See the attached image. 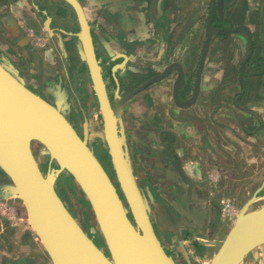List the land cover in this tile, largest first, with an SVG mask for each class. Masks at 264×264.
<instances>
[{"label":"flooded vegetation","instance_id":"flooded-vegetation-1","mask_svg":"<svg viewBox=\"0 0 264 264\" xmlns=\"http://www.w3.org/2000/svg\"><path fill=\"white\" fill-rule=\"evenodd\" d=\"M30 1L34 4L35 0ZM60 1L65 10L61 11L59 7L54 13L61 21L60 28L53 27L55 17L47 12L41 18L34 6H30L33 16L40 19L39 30L46 43L42 47L35 44L33 36H38V30L31 27L33 49L28 51L39 59L36 50H48L56 56L57 64L54 67L44 70V61L39 59L34 62L33 68L34 63L27 65L15 51L3 48L1 41L0 59L5 58L17 69L27 87L64 109L81 138L87 132V144L117 187L101 138L102 114L86 65L78 54L77 38L72 34L78 30L77 21L72 8ZM132 5L137 11L142 9L147 20L148 41L145 44H135L129 39L110 44L107 37L96 40L92 27L91 32L111 104L116 97H125L144 85L122 104L121 117L133 172L137 176L133 159L136 156L135 146L140 141L136 135L139 129H144L145 138L157 147H165V154L174 163L173 172L177 179L172 182L178 186L177 191L192 196L201 194L207 189L208 182L201 177L200 184L196 183L183 169L182 157L175 148L176 134L171 127H201V115L215 122L213 116L218 110L226 114L241 111L246 118L254 121L251 131L263 123L264 0H137ZM32 14L27 17L29 25L35 21ZM47 16L50 17L47 25L51 31L46 27ZM39 68L41 80L36 75ZM48 79L50 86L45 84ZM48 89L51 91L48 92ZM92 106L97 110L94 119L90 118ZM192 140H195L193 136ZM32 146L39 168L45 174L48 156L41 153L38 142L34 141ZM192 159L195 160V156ZM58 181L59 177L54 183L57 194L84 232L101 247L102 240L95 228L90 206L84 205L88 202L82 192L76 185H71L79 201L78 208L73 206L75 210H72L59 194L63 190ZM117 191L120 194L118 187ZM164 194L167 198L171 196L166 190ZM171 198L175 202L174 208H183V202L176 194ZM205 199L209 201L211 215L217 207L220 208L221 199L218 204L214 197ZM151 205L154 206L153 203ZM152 216L154 230L169 254L170 249L158 225L162 218L153 209ZM164 219L162 226L166 229L165 233L175 235L170 222ZM174 219L180 230L182 218L175 214ZM173 257L178 264H183L180 258Z\"/></svg>","mask_w":264,"mask_h":264},{"label":"water","instance_id":"water-1","mask_svg":"<svg viewBox=\"0 0 264 264\" xmlns=\"http://www.w3.org/2000/svg\"><path fill=\"white\" fill-rule=\"evenodd\" d=\"M62 1L72 8L77 21L78 30L72 34L77 38L78 54L86 65L102 114L101 138L120 194L87 144V132L81 138L64 109L27 87L17 69L2 58L0 200L16 197L21 202L51 264H178L165 251L154 230L150 206L153 196L138 184L124 135L122 104L144 85L125 97H116L111 104L84 8L79 0ZM46 18V27L51 31L47 25L50 17ZM34 141L40 144L41 153L48 156L45 174L35 158ZM166 160L173 169L174 163ZM62 173L72 177L88 202L101 247L84 232L57 194L54 183ZM263 188L264 180L239 209L209 264H242L253 249L264 244V202L257 203ZM162 210L181 243L175 212L166 205ZM162 214L161 211L158 215ZM187 263L191 264L188 257Z\"/></svg>","mask_w":264,"mask_h":264},{"label":"crops","instance_id":"crops-1","mask_svg":"<svg viewBox=\"0 0 264 264\" xmlns=\"http://www.w3.org/2000/svg\"><path fill=\"white\" fill-rule=\"evenodd\" d=\"M80 1L96 40L103 36L108 38L110 44H114L116 40L125 42L129 39L140 45L148 41L144 12L142 9L137 11L132 5L137 0ZM31 5L40 13L41 18L45 12L55 17L54 13L62 7V2L35 0L33 4L30 0H0V41L3 48L15 51L27 65L42 59L45 70L54 67L57 59L48 50H36L39 59L29 52L33 49L29 29L33 27L38 30V36H43L39 30L40 19L33 16L30 11ZM62 9L65 10L64 5ZM31 14L32 19L36 21L31 24L32 26L29 25L27 18ZM54 19L53 27L60 28L61 21L56 17ZM32 71L33 69L30 70ZM39 71L40 68L37 71L38 75ZM38 78L42 79L41 76ZM45 84L50 86V79ZM50 91L48 89V92ZM261 114L263 123L253 131L251 128L254 121L246 118L239 110L234 114L218 110L213 116L215 122L201 115V127H171L176 134L175 148L182 157L183 169L196 183L200 184L201 177L208 182L207 189L193 196L184 191H177L178 186L172 182L177 179V175L166 160L168 158L165 154L166 148L153 145L145 138L144 129L138 130L136 139L140 143L135 146L136 156L133 159V167L137 171L136 178L143 191L153 196L154 206L151 205V210H156L158 214L162 211L163 214L160 216L162 221H158L160 222L158 225L165 243L170 249V254L184 261L183 264H188L187 257L191 264H209L219 247L217 243L224 239L230 229L227 225L226 231L224 230L218 207L212 215L210 214L209 201H206L205 197L208 199L214 197L218 204L222 196L229 192L230 187H236L239 181L244 180L245 190L240 189V193L238 192L244 200L243 205L256 189L249 193L253 181L264 180V111ZM192 136L195 140H192ZM194 156L195 160L192 159ZM212 170L218 175L216 182L208 180L207 175ZM165 190L172 197L176 194L177 198H180L183 202L182 209L174 208L175 202L171 196L166 197ZM163 205L172 208L173 212L182 218L181 243L176 241L175 235L171 232L165 233L166 229L162 226L165 220ZM12 207L16 213V207ZM15 215L14 220H8L2 215L7 224L0 223V259L5 261L0 260V264H51L40 240L21 212L20 215ZM242 264H264V244L253 249Z\"/></svg>","mask_w":264,"mask_h":264},{"label":"rangeland","instance_id":"rangeland-1","mask_svg":"<svg viewBox=\"0 0 264 264\" xmlns=\"http://www.w3.org/2000/svg\"><path fill=\"white\" fill-rule=\"evenodd\" d=\"M0 39H1V37H0ZM74 58H76V57L74 56ZM96 113H97L96 107L92 106L91 107V111H90V118L91 119H94ZM1 182H2V178L0 177V184H1ZM244 182H245L244 180L243 181H239L238 182V185H236V187H234V186L233 187H230L229 188L230 189L229 192L222 196V198L224 196H230V197H232L234 199V201L236 202V204L238 205L239 209L241 208L242 203H243L244 200L241 199V195H238V192L240 191V189L242 191L245 190L244 187H246V185H244ZM253 182L254 183H252V185L249 187V193L250 194L254 191L255 188H257L258 186H260L261 180H256V181H253ZM247 184H248V181H247ZM58 185L63 190V192L61 191L59 194H61L62 198L66 201L67 205L70 206V207H72V210H75L74 209L75 207L78 208V205H79L78 202L79 201H78V197L76 198V196H75L76 191L71 188V185L72 186L73 185H76L75 182L73 181L72 177L70 175L66 174V173H62L59 176ZM65 186H67L68 189H66V190L63 189ZM62 194H64V196ZM259 194H260V197H263L264 196V191L262 190ZM72 197H75L74 200H72ZM263 202H264V198H260L257 203L259 205V204H261ZM1 203H6L9 206H15L16 207V214H17V216L20 215V212H21L22 216H25L26 215L25 214V211H24V209H23V207L21 205V202L16 197H11L9 199H2V200H0V204ZM84 205H88V204L87 203H84ZM73 206H74V208H73ZM1 222L3 224H5L6 223V219L2 218V215L0 214V223ZM90 223H92L91 220H90ZM222 223L224 224V230L226 231L228 224L225 221H223V220H222ZM97 241H99V240H97ZM221 241L222 240H220L217 243L218 246L221 244ZM101 245H103V244H101Z\"/></svg>","mask_w":264,"mask_h":264},{"label":"built area","instance_id":"built-area-1","mask_svg":"<svg viewBox=\"0 0 264 264\" xmlns=\"http://www.w3.org/2000/svg\"><path fill=\"white\" fill-rule=\"evenodd\" d=\"M29 33L31 36H33L31 30H29ZM33 37H35L34 42L35 44H37V46L42 47L44 46V43H46V39L42 36H33ZM207 177L210 182H216L218 180V175L215 170L209 171ZM13 210H14L13 207L7 205L6 203L0 204V214L3 215L8 220L16 219V215H15L16 213ZM238 212H239V207L232 197L224 196L221 199L219 215L220 218L228 224V226L231 227Z\"/></svg>","mask_w":264,"mask_h":264},{"label":"bare ground","instance_id":"bare-ground-1","mask_svg":"<svg viewBox=\"0 0 264 264\" xmlns=\"http://www.w3.org/2000/svg\"><path fill=\"white\" fill-rule=\"evenodd\" d=\"M261 198H264V196L263 197H261ZM23 218L27 221V217H26V215L25 216H23ZM28 222V221H27Z\"/></svg>","mask_w":264,"mask_h":264},{"label":"trees","instance_id":"trees-1","mask_svg":"<svg viewBox=\"0 0 264 264\" xmlns=\"http://www.w3.org/2000/svg\"><path fill=\"white\" fill-rule=\"evenodd\" d=\"M94 230H95V228H94Z\"/></svg>","mask_w":264,"mask_h":264}]
</instances>
